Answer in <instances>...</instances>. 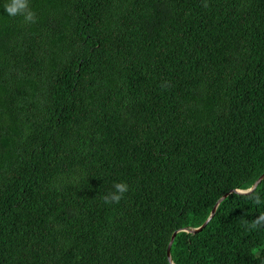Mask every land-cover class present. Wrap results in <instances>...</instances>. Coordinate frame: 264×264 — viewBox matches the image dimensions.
I'll use <instances>...</instances> for the list:
<instances>
[{"label": "trees", "instance_id": "16d2710c", "mask_svg": "<svg viewBox=\"0 0 264 264\" xmlns=\"http://www.w3.org/2000/svg\"><path fill=\"white\" fill-rule=\"evenodd\" d=\"M6 2L0 264H264V0Z\"/></svg>", "mask_w": 264, "mask_h": 264}, {"label": "clouds", "instance_id": "9594fccd", "mask_svg": "<svg viewBox=\"0 0 264 264\" xmlns=\"http://www.w3.org/2000/svg\"><path fill=\"white\" fill-rule=\"evenodd\" d=\"M208 6L207 0H204L203 7L207 8ZM3 8L8 16H22L26 23L36 22V14L30 7V0H7V2L3 4ZM113 187L115 191L105 195L102 198L106 204H119L124 198L125 194L130 190L129 185L123 182L115 183ZM237 191L248 196L256 205H260L262 203L261 196L256 193L255 183L246 187L238 188ZM244 224L246 227L252 230L264 227V214H260L259 217L251 223L244 221Z\"/></svg>", "mask_w": 264, "mask_h": 264}, {"label": "water", "instance_id": "95a60500", "mask_svg": "<svg viewBox=\"0 0 264 264\" xmlns=\"http://www.w3.org/2000/svg\"><path fill=\"white\" fill-rule=\"evenodd\" d=\"M263 179H264V174H263V175H262V176H261L256 182H255V184H256V188L259 186V184L262 182ZM234 192H236V193H240V192H238L237 190L234 191ZM240 194H243V193H240ZM228 195H229V194H226L225 196H223V197L218 201V203L216 204V206H215L214 209L212 210V212H211L209 218L206 220V222H205L201 227H198V228H192V229H188V230H185V231L188 232V233H193V234L202 231V230H203V229L209 224V222L212 220V218L215 216L219 204H220L224 199H226V198L228 197ZM175 236H176V233H175L174 236L172 237L171 242H170L169 247H168V251H167L168 258H169V261H170L171 264H174L173 261H172V258H171V247H172V244H173V242H174Z\"/></svg>", "mask_w": 264, "mask_h": 264}]
</instances>
